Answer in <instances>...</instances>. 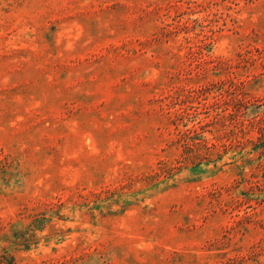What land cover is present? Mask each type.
I'll return each instance as SVG.
<instances>
[{"label":"rangeland","instance_id":"rangeland-1","mask_svg":"<svg viewBox=\"0 0 264 264\" xmlns=\"http://www.w3.org/2000/svg\"><path fill=\"white\" fill-rule=\"evenodd\" d=\"M0 264H264V0H0Z\"/></svg>","mask_w":264,"mask_h":264}]
</instances>
